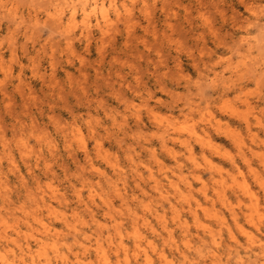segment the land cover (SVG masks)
Returning a JSON list of instances; mask_svg holds the SVG:
<instances>
[{
	"label": "clouds",
	"instance_id": "obj_1",
	"mask_svg": "<svg viewBox=\"0 0 264 264\" xmlns=\"http://www.w3.org/2000/svg\"><path fill=\"white\" fill-rule=\"evenodd\" d=\"M0 264H264V0H0Z\"/></svg>",
	"mask_w": 264,
	"mask_h": 264
}]
</instances>
